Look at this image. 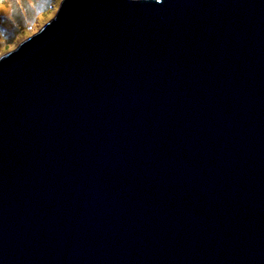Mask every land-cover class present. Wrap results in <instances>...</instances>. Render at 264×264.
<instances>
[{
  "label": "water",
  "instance_id": "95a60500",
  "mask_svg": "<svg viewBox=\"0 0 264 264\" xmlns=\"http://www.w3.org/2000/svg\"><path fill=\"white\" fill-rule=\"evenodd\" d=\"M0 264H264V0H64L1 57Z\"/></svg>",
  "mask_w": 264,
  "mask_h": 264
},
{
  "label": "rangeland",
  "instance_id": "374dc122",
  "mask_svg": "<svg viewBox=\"0 0 264 264\" xmlns=\"http://www.w3.org/2000/svg\"><path fill=\"white\" fill-rule=\"evenodd\" d=\"M64 0H3L8 15L0 14V58L24 37L34 35L56 14Z\"/></svg>",
  "mask_w": 264,
  "mask_h": 264
},
{
  "label": "bare ground",
  "instance_id": "6f19581e",
  "mask_svg": "<svg viewBox=\"0 0 264 264\" xmlns=\"http://www.w3.org/2000/svg\"><path fill=\"white\" fill-rule=\"evenodd\" d=\"M0 14L8 15V12L6 10V6H4V5L0 6Z\"/></svg>",
  "mask_w": 264,
  "mask_h": 264
},
{
  "label": "snow or ice",
  "instance_id": "6c2138e0",
  "mask_svg": "<svg viewBox=\"0 0 264 264\" xmlns=\"http://www.w3.org/2000/svg\"><path fill=\"white\" fill-rule=\"evenodd\" d=\"M3 2V0H0V3H2Z\"/></svg>",
  "mask_w": 264,
  "mask_h": 264
}]
</instances>
